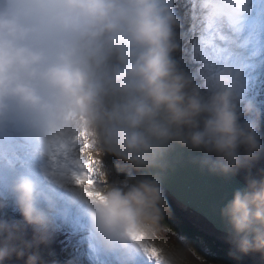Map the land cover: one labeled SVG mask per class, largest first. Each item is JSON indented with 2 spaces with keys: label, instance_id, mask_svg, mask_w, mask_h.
<instances>
[{
  "label": "clouds",
  "instance_id": "obj_1",
  "mask_svg": "<svg viewBox=\"0 0 264 264\" xmlns=\"http://www.w3.org/2000/svg\"><path fill=\"white\" fill-rule=\"evenodd\" d=\"M205 19L233 23L250 0H197ZM174 0H0V128L13 120L42 143L87 130L97 184L85 215L98 244L133 264L145 248L156 264H191L188 242L160 236L167 201L159 176L169 153H197L193 163L232 178L264 155V109L245 95L240 70L227 65L208 80L177 58L181 20ZM113 155L127 173L111 180ZM138 173V174H137ZM151 173V174H150ZM59 190L18 174L0 184V264L15 255L41 264L38 248L57 232ZM233 257L264 255V175H249L220 209ZM30 229L32 240H23ZM155 259V257H153Z\"/></svg>",
  "mask_w": 264,
  "mask_h": 264
},
{
  "label": "snow or ice",
  "instance_id": "obj_2",
  "mask_svg": "<svg viewBox=\"0 0 264 264\" xmlns=\"http://www.w3.org/2000/svg\"><path fill=\"white\" fill-rule=\"evenodd\" d=\"M173 7L181 20L180 63L201 80L211 79L223 66L238 68L245 95L264 109V0H250L246 15L230 24L222 19H205L197 0H181L179 4L174 0ZM92 147L86 129L75 135L62 132L42 143L20 121L13 120L0 128V184L14 175L29 174L59 190L57 232L64 237L63 250H70L67 264H119L118 253L107 252L98 244L85 215V202L72 200L75 189L88 198L100 195L88 191L97 184ZM191 159L173 149L164 170L156 174L179 203L221 228L215 210L230 178L219 185H209L192 175L191 170H184ZM171 235L178 243L188 242L175 227ZM144 252L146 264H156V250L145 248Z\"/></svg>",
  "mask_w": 264,
  "mask_h": 264
},
{
  "label": "trees",
  "instance_id": "obj_3",
  "mask_svg": "<svg viewBox=\"0 0 264 264\" xmlns=\"http://www.w3.org/2000/svg\"><path fill=\"white\" fill-rule=\"evenodd\" d=\"M263 131L262 136L264 137V122H262ZM105 165L111 170L110 178L111 180H120L126 175L127 171L124 170V166L120 164L117 158L113 155L103 156ZM258 160V162H257ZM256 164L264 168V155L257 159ZM167 201V211L165 212L164 219L161 222V230H163L169 240V244L178 243L176 238L171 235L172 228H177L183 233L187 238L188 243L191 244L194 255L190 257V260L199 261L203 259L206 262L199 261L200 264H246L243 259L239 257H233L230 255V250L227 247L221 245L214 238L209 235L199 231L194 226L189 224L172 206L171 202L165 198ZM169 205H171V211L169 210ZM23 240H32V231L30 229L23 233ZM167 242V243H168ZM60 245L57 242V238L53 235L51 240L47 244H41L38 248L34 249L39 252L41 258V264H63L59 250ZM54 251L55 254L52 255L51 252Z\"/></svg>",
  "mask_w": 264,
  "mask_h": 264
},
{
  "label": "water",
  "instance_id": "obj_4",
  "mask_svg": "<svg viewBox=\"0 0 264 264\" xmlns=\"http://www.w3.org/2000/svg\"><path fill=\"white\" fill-rule=\"evenodd\" d=\"M176 151L183 152L185 154L190 155L192 158H194L197 153H191L187 150L181 149V148H175ZM184 170L188 171L191 170L192 175L198 177L199 179L203 180L205 183L209 185H219L222 183L221 180L225 179L226 177L219 176V175H213L210 174L204 170H201L196 164L193 163V159L188 160L186 162V165L184 166ZM245 186V181H243L239 175L232 177L228 180L227 184L224 187V195L221 200L217 201V206L215 210L216 219L218 224H220L221 228L216 227L215 225L211 224L206 218H203L218 232L226 234L225 227L219 217V209L228 201L231 199L232 194L237 189H242ZM163 187V186H162ZM163 189L167 192V195L171 198H173L176 202H178L173 195H171L164 187ZM179 203V202H178ZM181 204V203H180ZM183 205V204H182ZM189 209V208H188ZM192 210V209H190ZM193 211V210H192ZM195 212V211H193ZM196 213V212H195ZM198 214V213H197ZM201 216V215H200Z\"/></svg>",
  "mask_w": 264,
  "mask_h": 264
},
{
  "label": "rangeland",
  "instance_id": "obj_5",
  "mask_svg": "<svg viewBox=\"0 0 264 264\" xmlns=\"http://www.w3.org/2000/svg\"><path fill=\"white\" fill-rule=\"evenodd\" d=\"M263 127V126H262ZM262 129V128H261ZM261 134H263V131H261ZM263 137V136H262ZM91 156L94 158V159H98V158H100V154L99 153H91ZM103 158V157H102ZM117 158V157H116ZM119 162H120V164L121 165H123L124 166V162H122V161H120L119 159H117ZM103 161H104V159H103ZM257 162H258V160H257ZM257 162H255L254 164H252L251 165V167L250 168H246V169H242L240 172H239V175L241 176H245V177H247V176H249V175H252V176H256V177H258L259 175H264V168L263 167H261V166H259L258 164H256ZM104 164H105V162H104ZM107 167V166H106ZM108 168V167H107ZM124 168V170H126L127 171V168H126V166H124L123 167ZM111 179V178H110ZM164 191V190H163ZM164 196H165V198H167L170 202H171V204H172V206H173V208L189 223V224H191L192 226H194L196 229H198L199 231H201V232H203V233H205V234H207V235H209L210 237H212V238H214L216 241H218L221 245H223V246H225V247H227V250L229 249V250H231V246L230 245H228V244H226V243H224V242H221L220 241V239H218L217 237H215V236H213V235H210L209 233H207L205 230H203V227H202V224H199V223H195V222H193L192 221V219H190V218H188V216L183 212V211H181L178 207H176L175 205H174V203L172 202V200L170 199V197L169 196H166V194H165V191H164ZM160 236L163 238V240L164 241H166V242H168L167 240H169V238H168V236H167V234L163 231V230H161V232H160ZM169 243V242H168ZM54 251H52L51 252V254L52 255H54ZM66 254H68V252H66V251H63L62 252V254H61V256L63 255V257L66 255ZM255 254V253H254ZM239 258H241V259H243L244 260V262H246V264H256L255 262H254V260H253V254H251L250 256L248 255V256H243V257H239ZM11 259V260H10ZM10 259H8V260H6V262H8V263H10V264H25V259H26V257L24 258V259H18L15 255H13ZM61 259V261H62V263L63 264H67L65 261V258L64 259H62V258H60ZM65 260V261H64ZM199 261H204L203 259H200ZM199 261H194L193 260V262H192V260H191V264H200V262ZM204 262H206V261H204ZM261 264H264V262L263 263H261Z\"/></svg>",
  "mask_w": 264,
  "mask_h": 264
},
{
  "label": "bare ground",
  "instance_id": "obj_6",
  "mask_svg": "<svg viewBox=\"0 0 264 264\" xmlns=\"http://www.w3.org/2000/svg\"><path fill=\"white\" fill-rule=\"evenodd\" d=\"M179 56L180 54L177 53ZM138 174V173H137ZM239 175V174H238ZM240 176V175H239ZM240 178L245 181V176H240ZM164 190V189H163ZM165 191V190H164ZM165 194L166 196L167 195V192L165 191ZM170 199L172 200V202L174 203V205L176 207H178L181 211H183L187 216L188 218L192 219L193 222L195 223H199V224H202V227H203V230H205L207 233H209L210 235H213L215 237H217L218 239H220L221 242H224L228 245H230L227 241V237H226V234L224 233H221V232H218L216 231L202 216H200L199 214L193 212L192 210L188 209L187 207H185L184 205L176 202L173 198L170 197ZM11 205V204H9ZM12 206V205H11ZM15 209L14 208H9V210L7 209H3L2 210V214L3 216H7L9 219H11V215H10V212L14 211ZM17 217H20L19 214H17ZM70 252V250H69ZM251 254H249L250 256ZM65 258V262L67 263L69 260H70V255L69 254H66L64 256ZM11 260V259H10ZM253 260L256 264H261L264 262V255L260 254V253H253ZM4 264H10L8 262H4ZM133 264H146L145 260L143 259V257H139V256H136L134 257V260H133Z\"/></svg>",
  "mask_w": 264,
  "mask_h": 264
}]
</instances>
